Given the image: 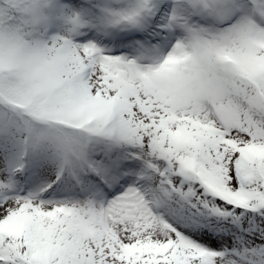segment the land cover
<instances>
[{
	"label": "snow or ice",
	"instance_id": "6c2138e0",
	"mask_svg": "<svg viewBox=\"0 0 264 264\" xmlns=\"http://www.w3.org/2000/svg\"><path fill=\"white\" fill-rule=\"evenodd\" d=\"M0 264H264V0H0Z\"/></svg>",
	"mask_w": 264,
	"mask_h": 264
}]
</instances>
